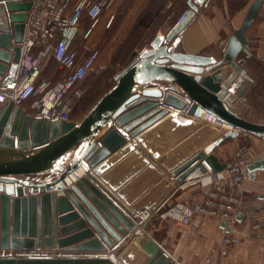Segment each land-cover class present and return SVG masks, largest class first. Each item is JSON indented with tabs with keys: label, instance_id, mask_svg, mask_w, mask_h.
<instances>
[{
	"label": "water",
	"instance_id": "1",
	"mask_svg": "<svg viewBox=\"0 0 264 264\" xmlns=\"http://www.w3.org/2000/svg\"><path fill=\"white\" fill-rule=\"evenodd\" d=\"M205 1L189 0L165 37H155L112 74L115 85L79 123L34 117L13 104L12 89H0L7 96L0 102V264H116L107 256L111 252L131 264L133 247L142 252L141 264H176L144 233L147 222L138 228L134 216H153L202 163L215 172L225 169L228 164L213 153L225 140L241 131L264 139V123L245 119L235 106L250 86L238 56L248 52L246 32L264 0L251 3L218 60L173 45ZM32 4L0 0V84L16 74ZM161 100L182 113L161 109ZM198 108L217 124L195 118ZM124 155L129 157L112 168ZM248 169L252 177L264 171V155ZM42 250L73 255H20Z\"/></svg>",
	"mask_w": 264,
	"mask_h": 264
},
{
	"label": "crops",
	"instance_id": "2",
	"mask_svg": "<svg viewBox=\"0 0 264 264\" xmlns=\"http://www.w3.org/2000/svg\"><path fill=\"white\" fill-rule=\"evenodd\" d=\"M188 1L111 0L104 9L92 33L86 39L82 36L88 27V21L85 17L83 18L79 36L74 43L78 59L81 60L85 57L92 47H97L100 50V55L93 70L98 75L105 74L110 70L118 73L143 49L139 50L142 47L140 43L146 41L150 44L155 37H165L172 30L184 12L189 9ZM253 1L206 0L203 5L198 7L193 19L178 36V41L174 40L173 45L177 51L206 55L216 60L220 59L223 54L221 49L225 47L226 39L240 27ZM112 15L114 18L110 26H108ZM246 36L248 38V53H251V55L247 56L254 57L264 63V4L252 26L246 32ZM244 71L245 74L248 73L247 68ZM60 72L62 73V76L60 74V79H62L66 75V71L60 70ZM115 83V79H112L109 83V88L104 93L111 89ZM99 99L100 97L95 102H92L87 113ZM160 104L161 109L175 110L164 104L162 100ZM25 108L29 111L28 114L34 115V111L29 107V102L26 103ZM83 118L84 116L77 120V118L72 117L70 121L79 123ZM252 140L255 147L258 148V153H253L250 149L248 152L254 159L262 157L264 155V139L257 137ZM236 148L237 143L232 142L223 147L219 146L213 153L221 163L232 164L234 162L233 153ZM203 149L204 147L198 149V151ZM144 150L147 152V149ZM148 154L152 156V154ZM128 157V155L120 157L112 168L123 163ZM154 159L157 161V158ZM176 159L178 161L182 160L180 156ZM158 165L161 169L167 171V168L161 163H158ZM131 167V164L126 166L122 173L130 171ZM122 173L120 175H123ZM168 173L170 172L168 171ZM137 175V173H134L129 179H135ZM169 179L171 180V177ZM147 181L149 179L144 180L143 184H146ZM138 186L143 187L142 184ZM139 187L135 186L133 192L137 193L140 189ZM149 189L142 191L139 197L149 193ZM205 194L201 187L195 186L188 188L186 191L177 190L171 195L169 200H172L175 196L178 201L194 205L196 202L201 201ZM244 194L245 203L242 216L240 217L238 229L235 231L238 233L230 232L228 227L223 228L222 222L216 219H205L195 216L190 224L181 225L161 218L158 213L147 219L144 233L162 248L166 255L172 258L176 264H264V235L249 237L247 235L249 226H245L250 221H260L264 225L263 170L257 171L255 177L244 183ZM230 233L237 236L239 240L230 246L227 249V253L223 255L221 254L223 249L222 241ZM126 245V241L123 242L117 252L122 251ZM49 251L57 252L56 250ZM141 253L138 247L130 249L128 252L130 254V263L141 264Z\"/></svg>",
	"mask_w": 264,
	"mask_h": 264
},
{
	"label": "built area",
	"instance_id": "3",
	"mask_svg": "<svg viewBox=\"0 0 264 264\" xmlns=\"http://www.w3.org/2000/svg\"><path fill=\"white\" fill-rule=\"evenodd\" d=\"M32 2L24 22L22 40L18 44L20 56L16 74L13 79L2 82L0 89H12L13 96L10 100L26 113L29 111L25 105L29 102L34 117L47 119L50 122L70 121L75 104L84 94L83 83L94 69L100 55L99 48L92 47L85 57L78 59L74 43L81 22L84 17L88 21V27L83 33V38L86 39L111 0H77L76 2L75 0H32ZM185 13L186 11L182 17ZM113 18L112 15L108 26ZM49 59L57 63L60 70L66 71V75L56 82L40 79L43 63ZM242 73L244 74L245 71ZM6 98L7 96L0 93V102ZM234 157L235 161L232 164L217 172L204 163V166L200 167L202 179L187 182L186 178L175 190L176 192L185 189L199 181L200 187L206 193L201 201L194 205L178 201L168 209L165 205L158 208L154 214L158 213L163 219L176 220L181 225L190 224L195 216L216 219L226 223L230 232L237 231L244 207V183L252 178L248 167L254 158L245 148H238ZM84 175L86 171L77 181ZM61 193L62 191L59 190L58 195ZM150 217L151 214L147 211L136 214L134 218L137 227L140 228ZM248 225L250 231L264 235L262 222L250 221ZM238 240L239 238L233 233L227 234L222 241L221 254L225 255L227 249ZM50 252L53 253L42 250L24 252L20 255L46 256L48 254L42 253Z\"/></svg>",
	"mask_w": 264,
	"mask_h": 264
},
{
	"label": "rangeland",
	"instance_id": "4",
	"mask_svg": "<svg viewBox=\"0 0 264 264\" xmlns=\"http://www.w3.org/2000/svg\"><path fill=\"white\" fill-rule=\"evenodd\" d=\"M78 36H79V33H78ZM224 44L226 46V42ZM141 45L142 47L139 50H141L144 47L149 46L148 42L146 41L140 43V46ZM223 50L224 48L221 49V53H223ZM247 55H251V53L241 52L238 56V62L243 67L244 70L247 68L248 73L247 74L244 73L243 75L245 76V80L250 82V86L248 87L249 89L247 88L248 90H246V92L241 97H236L235 106L237 107V112L245 119L253 121V122H257V123H264V63L258 61L254 57H248ZM113 73H114V70H110L109 72H106L105 74L98 75L95 70L91 71V73L89 74V76L86 78V80L83 83L84 94L75 104V107L70 115V118L73 117L79 120L80 118H82L83 116L87 114V110L91 106L92 102H95L99 97L101 98L105 90L109 88L110 86L109 83L112 80ZM60 74L62 76L59 66L52 59L46 60L43 63V68H42V72L40 75L42 79L50 81V82H56L58 81V79H60ZM88 86H89V89H88ZM257 137L259 139H263L249 132L241 131L239 133V136H237L236 138L227 139L223 143H221L219 146L223 147L233 142V143H237L236 150L238 148H245L247 151L251 150L253 153L257 154L258 148L255 147L253 140L251 141V139L257 138ZM207 145L209 144H206L205 146ZM205 146L203 147L205 148ZM234 154L235 152L233 153V155ZM234 161H235V157H234ZM199 183L200 182L198 181V183L191 185L182 190L186 191L188 188L195 187V186L200 187ZM175 198L177 197L174 196L172 200H169L165 204V208L168 209L171 205L178 202V200H176ZM244 200H245V194H244ZM165 220H169L170 222H173V223H178L176 220H172L168 218ZM245 226H249V225H245ZM247 235L249 237L250 236H254V237L262 236L261 234L255 233L250 230L248 231ZM128 242L129 240L126 241V243Z\"/></svg>",
	"mask_w": 264,
	"mask_h": 264
},
{
	"label": "bare ground",
	"instance_id": "5",
	"mask_svg": "<svg viewBox=\"0 0 264 264\" xmlns=\"http://www.w3.org/2000/svg\"><path fill=\"white\" fill-rule=\"evenodd\" d=\"M143 49H145V48H143ZM142 49V50H143ZM141 50V51H142ZM140 51V52H141ZM243 74V73H242ZM175 109V108H174ZM174 111H177V112H179V113H182V111L181 110H177V109H175ZM194 117L195 118H201L200 120H205V121H209V122H211V123H216L217 124V122L216 121H214V119L212 118V116L210 115V114H208L207 112H205V111H203L201 108H198V110L195 112V114H194ZM198 118V119H199ZM228 129H229V127H228ZM202 166H204V163H202L199 167H197L188 177H187V182H191V181H195V180H198V179H202L203 178V175H202V170H201V168L200 167H202ZM204 179H206V177L204 178ZM0 254H2L1 252H0ZM42 254H48V255H50V254H60V255H67V256H70V255H73V254H70V253H62V252H60V253H58V252H53V253H42ZM99 255H103V253L102 254H99ZM107 256H109L110 258H111V260L113 261V262H115L116 264H123V262L117 257V255L114 253V252H111V253H108L107 254ZM121 262V263H120Z\"/></svg>",
	"mask_w": 264,
	"mask_h": 264
}]
</instances>
